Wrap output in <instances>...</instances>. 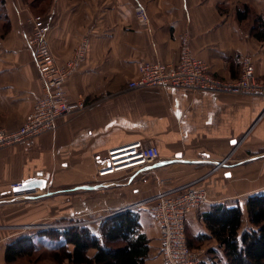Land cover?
<instances>
[{
  "label": "crops",
  "instance_id": "obj_1",
  "mask_svg": "<svg viewBox=\"0 0 264 264\" xmlns=\"http://www.w3.org/2000/svg\"><path fill=\"white\" fill-rule=\"evenodd\" d=\"M32 1L0 2V128L20 127L44 91L27 44L31 15L49 22V43L60 65L87 40L66 90L72 101L82 99L88 107L62 118L53 132L0 149V264H9L7 247L22 237L51 241L33 232L43 220L56 227H65L57 223L62 220L95 227L126 209L140 213L151 240L146 264H162L160 228L138 203L186 187L204 189L210 197L188 215L190 245L204 249L200 264H226L204 215L215 204L240 206L241 231L253 227L247 204L264 194V97L174 87L130 90L128 83L138 77L141 60L177 63L185 35L215 76L239 78L250 56L264 80V37L255 31L258 17L264 21V0ZM243 4L253 11L239 19ZM138 5L147 10V25L136 15ZM138 140L157 146L159 158L138 171L98 176L108 150ZM33 178L46 179V188L12 195V184ZM90 192L97 193L96 205L90 204Z\"/></svg>",
  "mask_w": 264,
  "mask_h": 264
},
{
  "label": "built area",
  "instance_id": "obj_2",
  "mask_svg": "<svg viewBox=\"0 0 264 264\" xmlns=\"http://www.w3.org/2000/svg\"><path fill=\"white\" fill-rule=\"evenodd\" d=\"M135 12L144 25L149 23L150 18L144 6L138 5ZM31 23L27 44L39 67L44 91L33 111L20 127L15 130L0 128V149L23 144L37 136L53 132L62 118L82 112L88 107L82 99L72 101L66 90L67 79L80 68L85 57L87 40H82L74 55L65 64L60 65L49 43V22L41 15H34ZM138 70V77L128 83L130 90L174 87L189 91L264 97V80L258 77L250 56L243 60L239 78L230 80L219 78L211 72L203 60L192 53L188 35L183 38L180 59L177 63L141 60L138 63ZM123 150L128 151L117 154ZM118 155L126 156L117 160ZM159 156L160 151L157 146L149 145L142 140L116 146L108 150L107 157L97 174L103 178L123 172L138 171L154 162ZM126 165L129 166L119 170V167ZM21 184L22 182H17L11 185L13 196L21 195L14 191ZM209 200L206 190L186 187L175 193H161L153 200L138 203L148 210L160 228L159 253L162 264H200L204 249L190 247L187 238V218L195 207Z\"/></svg>",
  "mask_w": 264,
  "mask_h": 264
},
{
  "label": "trees",
  "instance_id": "obj_3",
  "mask_svg": "<svg viewBox=\"0 0 264 264\" xmlns=\"http://www.w3.org/2000/svg\"><path fill=\"white\" fill-rule=\"evenodd\" d=\"M0 2L4 3V0ZM252 11L249 5L243 4L237 9V16L245 19ZM257 20L256 34L263 38L264 21L260 16ZM247 211L253 227L243 231L244 212L240 206L215 204L204 215L213 237L224 248L226 264H264V194L251 196ZM56 232L57 235L52 236L50 229H46L39 234L54 237L46 242L47 245L54 243L47 250L51 251V261L57 264L64 261L70 264H146L151 253V240L142 229L140 213L134 209L118 211L104 218L98 233L82 224L71 226L64 234H60L59 230ZM60 236H63L62 242L57 240ZM26 246L29 251H26ZM40 247L31 236L22 237L8 245L6 260L15 264L25 256L32 257ZM90 250H95L93 255L89 254ZM35 260L42 261L43 257L40 255Z\"/></svg>",
  "mask_w": 264,
  "mask_h": 264
},
{
  "label": "rangeland",
  "instance_id": "obj_4",
  "mask_svg": "<svg viewBox=\"0 0 264 264\" xmlns=\"http://www.w3.org/2000/svg\"><path fill=\"white\" fill-rule=\"evenodd\" d=\"M30 2V1H29ZM31 2H33L31 0ZM1 4V3H0ZM32 5V3H31ZM30 5V6H31ZM1 8V7H0ZM1 16H3V14H1ZM34 15H31L30 16V24L32 26V23H31V19ZM2 18V17H1ZM0 18V19H1ZM4 24L3 21L1 22L0 21V25ZM32 28V27H31ZM90 195V204L91 206L92 205H96V202H97V193L96 192H90L89 193ZM96 207V206H95ZM145 211H148V210H145ZM108 213V212H107ZM110 213H113V211H111ZM151 215V214H150ZM90 220H93L94 217L93 215L90 216ZM44 222H46L45 220L41 221L39 224L37 223L36 225V228L33 232H40L42 230H46V229H50V232L52 233V236H56L58 232H56V230H59L60 234H64V232L70 228L72 225H70L66 220H62V221H58L57 223H60V222H63V224L65 225V227H56V223L54 224L51 223L50 225H47L45 224ZM100 224V223H99ZM94 225H89L88 227L95 233H98L99 232V225L98 226H95L93 227ZM61 238L57 239L59 242H62L63 240V236H60ZM188 238V236H187ZM51 239H54L51 238ZM44 239H42V243L40 244L42 247H40L39 250H37L34 254H32V257H28V256H25L24 258H22L19 262L15 263V264H57L55 263L54 261H51L52 260V254H51V251L50 250H47L49 249V247H52L54 245V243H48L47 245V242L46 241H43ZM57 240H54V242H58ZM53 242V241H52ZM47 245V246H46ZM46 249V250H45ZM26 251H29L28 247L26 246ZM92 252H95V250H92ZM160 254V253H159ZM42 256L43 257V260L42 261H36L35 258L38 257V256ZM31 258V259H30ZM33 258V259H32ZM33 260V261H32ZM61 264H70V262L68 261H64L63 263Z\"/></svg>",
  "mask_w": 264,
  "mask_h": 264
},
{
  "label": "water",
  "instance_id": "obj_5",
  "mask_svg": "<svg viewBox=\"0 0 264 264\" xmlns=\"http://www.w3.org/2000/svg\"><path fill=\"white\" fill-rule=\"evenodd\" d=\"M42 175L41 173L39 174ZM47 186V180L44 178H33L22 182L21 186L14 189L16 193L33 192L36 189H45Z\"/></svg>",
  "mask_w": 264,
  "mask_h": 264
},
{
  "label": "bare ground",
  "instance_id": "obj_6",
  "mask_svg": "<svg viewBox=\"0 0 264 264\" xmlns=\"http://www.w3.org/2000/svg\"><path fill=\"white\" fill-rule=\"evenodd\" d=\"M126 151H128V150H123V151H119V152H117V154H121V153H123V152H126ZM126 155H118V158H117V160H121L123 157H125ZM119 165H122V164H119ZM129 165H126V166H121V167H119V170H122V169H124V168H126V167H128Z\"/></svg>",
  "mask_w": 264,
  "mask_h": 264
}]
</instances>
